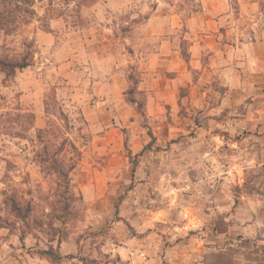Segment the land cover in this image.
Here are the masks:
<instances>
[{"label":"rangeland","instance_id":"rangeland-1","mask_svg":"<svg viewBox=\"0 0 264 264\" xmlns=\"http://www.w3.org/2000/svg\"><path fill=\"white\" fill-rule=\"evenodd\" d=\"M93 1L0 0V264H170L264 196V75L232 45L203 49L161 100L151 59L162 41L187 55L185 28L137 27L161 0L95 19ZM163 1L176 22L200 5Z\"/></svg>","mask_w":264,"mask_h":264},{"label":"crops","instance_id":"crops-1","mask_svg":"<svg viewBox=\"0 0 264 264\" xmlns=\"http://www.w3.org/2000/svg\"><path fill=\"white\" fill-rule=\"evenodd\" d=\"M196 1L200 4L199 9L191 12L184 21L177 19L179 22H176L174 17L179 15L173 11L174 6L169 5L170 10L161 9L159 6L166 3L161 0L151 9V14L137 26L143 28V31L146 30V34H163L170 27H183L188 34L187 62L175 50L169 53L167 41H162L153 54L154 59L151 61L155 60L159 67L157 70H161L157 77L163 78L160 80L162 87L159 89L161 100H168L175 93L185 76L184 68H199L200 50L203 49L222 53L221 45H232L236 58L248 61L253 72L264 75V0ZM231 1L237 9L231 8ZM132 2L133 0H94L90 7H83L95 19V15L116 13L122 8H128ZM36 3H41V0H36ZM43 13L42 8L40 16ZM59 19L51 20L50 27L58 24ZM235 31L237 34L232 35ZM48 35L49 32L38 30L39 38H48ZM166 70L176 74L165 78ZM263 104L264 101L259 102V105ZM260 130L263 135L258 139L264 140V126ZM258 151L264 152V149L259 148ZM243 199L234 215L225 214L219 218L220 228L211 230L213 233L203 240L200 256L179 255L170 264H264V196Z\"/></svg>","mask_w":264,"mask_h":264},{"label":"trees","instance_id":"trees-1","mask_svg":"<svg viewBox=\"0 0 264 264\" xmlns=\"http://www.w3.org/2000/svg\"><path fill=\"white\" fill-rule=\"evenodd\" d=\"M181 56L183 58V60L185 62L188 61V55H185V54H182L181 53ZM25 65H17V66H14V68H23ZM128 81L129 82H133L134 84H137L138 83V80L135 79L131 74L128 76ZM135 92H137L138 94L140 93V91H137V88L136 86L132 89H130L127 94L128 95H132L134 94ZM130 102L132 103L133 102V99H130ZM47 106L46 104V101H45V107ZM140 107V106H139ZM142 107V106H141ZM140 107V108H141ZM61 113V112H60ZM66 121H68V117H66ZM70 145L71 149L74 151L75 153V157L74 159L71 160V162L67 165H65V162L62 161V162H57V161H53L52 162V169L53 171L57 174L58 177H62L64 178L66 181L68 180V176H69V173L76 167L77 165V162H78V157L79 156V153H77V150H76V147L73 145V143H71L69 140H67L66 138H64L62 140L61 143H59L58 145L54 146L55 148V155H59L61 153L64 152L65 150V145ZM67 183V182H66Z\"/></svg>","mask_w":264,"mask_h":264}]
</instances>
